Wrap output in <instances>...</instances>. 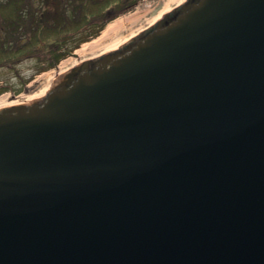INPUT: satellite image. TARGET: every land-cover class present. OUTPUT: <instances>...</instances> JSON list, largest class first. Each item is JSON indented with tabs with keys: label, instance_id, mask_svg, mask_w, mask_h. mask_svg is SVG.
I'll list each match as a JSON object with an SVG mask.
<instances>
[{
	"label": "water",
	"instance_id": "water-1",
	"mask_svg": "<svg viewBox=\"0 0 264 264\" xmlns=\"http://www.w3.org/2000/svg\"><path fill=\"white\" fill-rule=\"evenodd\" d=\"M0 264H264V0H185L1 107Z\"/></svg>",
	"mask_w": 264,
	"mask_h": 264
},
{
	"label": "trees",
	"instance_id": "trees-1",
	"mask_svg": "<svg viewBox=\"0 0 264 264\" xmlns=\"http://www.w3.org/2000/svg\"><path fill=\"white\" fill-rule=\"evenodd\" d=\"M142 2L0 0V70L30 58L38 62L37 72L50 70L98 36L110 21ZM9 90L7 83L0 85V94Z\"/></svg>",
	"mask_w": 264,
	"mask_h": 264
},
{
	"label": "rangeland",
	"instance_id": "rangeland-1",
	"mask_svg": "<svg viewBox=\"0 0 264 264\" xmlns=\"http://www.w3.org/2000/svg\"><path fill=\"white\" fill-rule=\"evenodd\" d=\"M166 1L167 0H143V2L140 5H138L133 11H130L129 13L149 10V15H148L149 17L151 15H155L156 13H158V11L164 6ZM184 1L185 0L180 2L177 1L170 3L169 11H171L175 6L179 5ZM150 26L151 25L149 23L141 22L140 25H137V34L147 29ZM103 30L101 31V33L103 32ZM101 33L95 38H98L101 35ZM95 38L91 39L90 41L94 40ZM83 45L84 43L78 49H76L72 55L63 59L56 67L47 71L37 72L39 64L36 60L31 58L25 59L24 61H22L20 64H18L12 69L5 68L0 70V85L7 83V85L11 87V90L0 94V100H6L8 98H10L11 101L18 99L25 100L30 96L38 95L42 92L46 93L50 89L52 81L55 80L59 72L61 71L65 72L68 69H70L71 68L70 66L74 64L76 60H80L79 63H81L87 59H90L88 58L91 56L90 53L83 55H80L78 53L79 49ZM16 90H20V92L14 93V91ZM2 97L3 99H1Z\"/></svg>",
	"mask_w": 264,
	"mask_h": 264
},
{
	"label": "bare ground",
	"instance_id": "bare-ground-1",
	"mask_svg": "<svg viewBox=\"0 0 264 264\" xmlns=\"http://www.w3.org/2000/svg\"><path fill=\"white\" fill-rule=\"evenodd\" d=\"M177 1L180 2L183 0H167L164 6L158 11V13L149 17V10L141 12H131L127 15L124 14L123 16L117 17L116 19L110 21L107 24L106 28L103 30V32L98 38H95L90 42H85L84 45L79 49V51L77 50L78 53L80 55L90 53L91 56L88 58H91L120 47L137 34V25H140L141 22L153 25L169 12L170 3ZM79 62L80 60H76L75 63L72 64L70 67L77 65ZM62 73V71L59 72L56 78ZM43 94H45V92H42L38 95L30 96L25 100L18 99L11 101L10 98L6 100H0V108L7 105L22 103L25 101L28 102ZM1 99H3V97Z\"/></svg>",
	"mask_w": 264,
	"mask_h": 264
},
{
	"label": "flooded vegetation",
	"instance_id": "flooded-vegetation-1",
	"mask_svg": "<svg viewBox=\"0 0 264 264\" xmlns=\"http://www.w3.org/2000/svg\"><path fill=\"white\" fill-rule=\"evenodd\" d=\"M46 2H48V3H51L53 0H45Z\"/></svg>",
	"mask_w": 264,
	"mask_h": 264
}]
</instances>
